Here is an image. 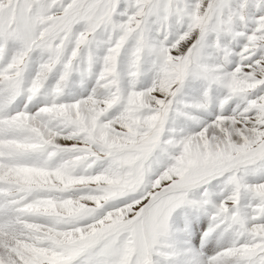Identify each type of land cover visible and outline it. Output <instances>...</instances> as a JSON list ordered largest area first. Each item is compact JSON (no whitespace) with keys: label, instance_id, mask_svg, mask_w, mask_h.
Returning <instances> with one entry per match:
<instances>
[{"label":"snow or ice","instance_id":"6c2138e0","mask_svg":"<svg viewBox=\"0 0 264 264\" xmlns=\"http://www.w3.org/2000/svg\"><path fill=\"white\" fill-rule=\"evenodd\" d=\"M0 264H264V0H0Z\"/></svg>","mask_w":264,"mask_h":264}]
</instances>
